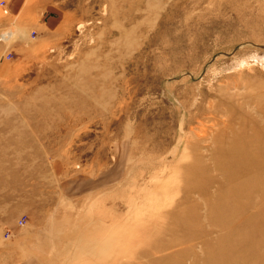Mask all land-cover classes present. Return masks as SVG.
<instances>
[{"label":"rangeland","instance_id":"374dc122","mask_svg":"<svg viewBox=\"0 0 264 264\" xmlns=\"http://www.w3.org/2000/svg\"><path fill=\"white\" fill-rule=\"evenodd\" d=\"M261 109L264 0H0V264H261L205 219Z\"/></svg>","mask_w":264,"mask_h":264},{"label":"bare ground","instance_id":"6f19581e","mask_svg":"<svg viewBox=\"0 0 264 264\" xmlns=\"http://www.w3.org/2000/svg\"><path fill=\"white\" fill-rule=\"evenodd\" d=\"M260 114L262 116V123L260 122L262 126L257 127L264 131V109H261ZM251 133L252 135H240V138H238L236 143L239 145L232 152L233 157H237L238 160H231L225 164V179H227L226 186L224 185L225 195L219 194L216 199L211 201V208L205 217L209 223L218 225L223 230L227 228V225L225 222H219V216L226 213L236 212L237 215L233 216H248L249 210L255 209V213L250 216H264V133L261 134L259 130H253ZM214 166L218 167L219 170L221 165L217 162ZM186 190L187 192L193 191L192 188ZM236 224H238V227H241L243 222H237ZM228 237V234H225L216 246L219 250L227 248L226 252L221 254L222 262L235 259L234 252L235 248H237L236 245L241 247L250 241V239H247L230 246H225V241H227ZM256 237L257 243H251L255 250L262 253L257 259L259 263L263 264L264 227H259V233Z\"/></svg>","mask_w":264,"mask_h":264},{"label":"built area","instance_id":"2783aa9c","mask_svg":"<svg viewBox=\"0 0 264 264\" xmlns=\"http://www.w3.org/2000/svg\"><path fill=\"white\" fill-rule=\"evenodd\" d=\"M22 224H23L22 221H19V222H18V225H19V226H21ZM8 235H9L8 232H6V233L4 234V237H9Z\"/></svg>","mask_w":264,"mask_h":264}]
</instances>
